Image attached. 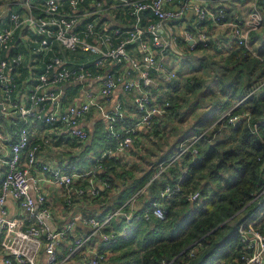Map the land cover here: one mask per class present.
I'll list each match as a JSON object with an SVG mask.
<instances>
[{
	"label": "built area",
	"instance_id": "obj_1",
	"mask_svg": "<svg viewBox=\"0 0 264 264\" xmlns=\"http://www.w3.org/2000/svg\"><path fill=\"white\" fill-rule=\"evenodd\" d=\"M29 1V0H28ZM253 0L249 13L240 18H232L227 9L221 5H209L202 1L191 0H41L42 13H33L28 3L24 13L10 11L9 24L0 26V51L5 56L0 59V86L4 99L2 109L8 111V106H14L21 113L22 120L18 125L17 138L9 142L11 155L6 160L7 169L0 176V244L4 254L0 259L4 264H104L106 256L103 250L90 246L91 237L97 234L102 245H112L121 238L127 237L128 231L118 232L108 230L117 211L105 215H87L86 223L92 227L90 233L79 235L71 239L64 254H58L57 246L62 237L68 233L74 225V217H69L62 227L54 222V212L47 205L46 195L41 182L47 181L55 186L64 185L69 190L67 204L72 203L73 195L70 187L77 181H84V185L76 187L77 194L86 190L98 196L101 193L97 181L103 184V188H110L108 177L101 178L104 169V159L111 158L114 150H124L132 144L137 125L128 127L119 126L125 120V108L118 101L114 108L106 110L99 97L91 90H87L80 104H72L66 111L60 113L44 112L40 105L53 97L54 92H43L46 85L59 84L67 80L84 81L93 76V68L105 65L109 60L117 65L127 64L136 70V76L124 79L117 70L108 72L102 77L99 95L108 99L114 88L123 83L126 90H134V103L138 111L142 113L139 124L152 129L154 118L167 113L170 102L163 101L160 104L153 103L152 90L158 87L153 73L165 76L170 81L176 76L173 70L164 67L159 56H163L165 50L171 47V43L163 40V30L168 28L171 39L175 40L176 34L172 32L174 26L183 20L189 8L195 14L194 29L187 26L182 28L183 38L188 50L193 51L198 47L216 46L225 49L234 46L243 47L249 51L248 41L252 31L261 27L264 21V13L259 3ZM67 4L65 8L63 6ZM120 3L128 14L131 25L114 26L111 29H97L93 15L103 12L109 5ZM152 17L149 22H144V15ZM208 23L219 27L224 38L212 43V35L205 28ZM34 35L37 45L35 51L51 49L55 42L60 43L69 51L83 50L93 55L89 60L78 62L69 67L67 60L60 55H53L45 63L44 70L39 74L37 81L29 89L30 105L25 106L12 100V89L15 85V73L24 59L21 52L12 53L13 38L16 30L21 26ZM141 52V57H135L129 50V46ZM155 48H159L158 51ZM240 102L237 103V105ZM97 107L107 121L106 130L108 138L116 140L115 149L109 147L101 152L95 161L86 169H79L77 164L68 160L63 163L52 164L41 162L42 176L30 173L38 159V152L51 143L50 136H44L41 140L31 142V130L37 121L49 126L64 123L68 127L71 137L80 141L89 139V132L80 125L82 117L91 109ZM236 107V105L234 106ZM234 107L224 112L214 123L200 133H194L186 138L172 160L182 157L186 153L196 155L198 141L206 139L210 131L221 126H236L245 121L252 132H256L259 122H253L250 111H234ZM7 108V109H6ZM214 136V133L212 137ZM26 150V167H22V152ZM173 185H167L161 192L162 198H169L175 193H184L181 186L182 176ZM12 195L21 207V214L15 217H7L6 197ZM190 201L200 198V191L195 190L186 194ZM132 201L129 199L127 202ZM124 203L120 208H124ZM167 208L160 201H153L138 211L124 213L126 222L135 217L150 218L151 215L165 219ZM242 246L239 255L234 259V264H263L264 262V232L254 226L241 224L239 226ZM197 248L191 247L188 251L190 257L194 256ZM46 254V261L40 260L41 253ZM163 264H167L163 262Z\"/></svg>",
	"mask_w": 264,
	"mask_h": 264
},
{
	"label": "crops",
	"instance_id": "obj_2",
	"mask_svg": "<svg viewBox=\"0 0 264 264\" xmlns=\"http://www.w3.org/2000/svg\"><path fill=\"white\" fill-rule=\"evenodd\" d=\"M178 1L179 0H173L174 3H177ZM192 1H202L203 3L209 5L221 4L227 9L232 18H240L243 15L249 13L251 10V3L253 2V0H191V2ZM28 3L31 5L33 13L36 15L42 13L41 0H0V26L9 24L10 21L8 13L10 11H19L24 13L27 10ZM259 3L261 4L264 13V0H260ZM63 6L66 8L67 4L63 3ZM93 18L97 29L99 30L111 29L112 27L119 25H131L132 22L128 14H126L124 7H122L120 3L109 5L108 8H106L103 12L93 15ZM194 19L195 14L193 9L189 8L185 18L176 23L174 26L172 25V32L176 34L175 40L171 39V35L167 30L168 28L163 30V40L171 43V47L164 51L163 56H159L166 69L173 70L176 73L174 69L179 66L180 63H183V61L191 57H193L191 59H199V53L202 51H208V53L210 52L220 55L226 54L224 56L227 58L232 50L238 48V46L233 45L229 48L220 49L216 45L206 48L198 47V49L193 51L188 50L183 38L184 36L182 33V28L187 26L190 30L195 31ZM150 20H152V17H149L147 14H145L144 22H149ZM263 25L264 21L259 30L264 27ZM205 28L207 29V32L212 35V43L216 44L217 40L224 38L222 31L215 24L208 23ZM254 31L251 32L249 37V51L253 56L263 59L264 57L259 55V51L264 44V30L263 32L261 31V33H257L256 30ZM33 36L34 35L26 28V26L23 25L19 27L15 32L13 46L11 49L12 53L21 52L24 55L23 62L15 73V85L12 89L11 101L14 100L25 106H29L31 104L28 96L30 87H32L37 81L39 74L45 68V63L48 59L52 58L53 55L63 56L67 60L69 67H73L78 62L86 61L93 57V55L88 51H69L58 42H55L51 49L47 48L43 49L42 52H37L34 49L37 43L35 42ZM251 40L255 43H250ZM158 49L159 48H155L157 51ZM129 50L135 57H141L140 50L138 51L134 45H130ZM4 56L5 53L0 51V59ZM93 70V76L87 78L84 81L67 80L59 84L46 85L43 87V92L53 91L54 95L52 98L43 102L40 105V108H42L43 111L47 113H60L66 111L70 105L80 104L84 99L86 91L91 90L99 97L100 102L103 103V106L106 110H111L114 108L118 101L122 102L126 113L125 120L121 121L119 126L128 127L131 125H137V130L132 144H130L124 150H116V140L108 138L107 134H105L107 133V121L103 117L101 111L94 106L91 107V109L82 117L80 122V125L89 132V139L87 141H80L71 137L68 133L67 125L60 122L56 125L49 126L46 123L37 121L36 125H33L30 128L32 143L41 140V138L44 136H50L51 138V143L48 144L43 150L38 152L37 162L30 170V173L38 176L43 175L40 169L41 162L59 164L67 162L72 158L79 169H86L93 163V161L101 154L103 150L109 147L115 149L113 156L105 160L106 167L104 168L106 171L108 169L109 173L107 177L111 182V187L103 188V184L98 180L97 184L101 189V193L98 196L92 195L88 189L82 194L75 193L74 190L76 187L84 185V181L80 180L71 185L70 192L72 193L74 199L72 203L67 204L66 200L69 190L66 186H55L51 183H48L47 181L41 182V186L46 195L47 205L54 212L55 224L59 227H62L69 217H74L73 227L62 237L61 242L57 246L58 254H64L66 252L67 246L72 238L79 235H86L91 232V225L84 221V218L87 215L101 216L102 214L104 215L106 213L117 211V214L114 216L107 229L118 232L128 231L129 225H127V222L125 221L124 213L130 211H139L154 200L160 201L164 204L165 200H158L161 197V192L163 189L162 186H160V182L169 179V181H167V184H169V182H172L171 180L175 177V175L181 172L180 169H183L181 168L183 161L182 157H179L170 163L167 162V157L169 155L173 157L180 144H176L175 147L171 148L163 146L154 149V155L151 157L149 167H147L145 164H142L141 159L140 162H138V156H140L142 153L141 144L146 138H151L152 135L155 134V128L157 127L158 123H160L159 120L163 119L168 114L169 110L164 115L156 116L154 118V125L152 129H149L145 125L138 123L141 119L142 113L138 111L135 106L134 90H126L123 83H119L114 88L108 99H104L101 95H99L102 77L108 72H114L118 70L123 75L124 79H130L136 76L137 71L132 69L127 64H122L119 66L112 60H109L103 66L93 68ZM152 75L158 82V87L152 90L153 103L160 104L165 100L169 101V97L171 95L163 96L162 91L167 90V93L170 92V89L172 88L171 81L175 79L177 75L172 77L170 81L167 80L165 76L157 75L155 73ZM0 100H5L2 94L1 86ZM1 111L3 114L0 115V176L7 169L6 160L11 155V147L9 146V142L17 138L18 125L22 120L21 113L17 111L12 105L8 106V111L3 109ZM217 112L218 111H215V113L211 115L213 119L215 117L218 118L223 111H219V113L216 115ZM168 118L169 115L166 117V119ZM208 119L209 117L207 120ZM102 129L103 133L106 135L107 141L102 142L104 140V138H102V141L98 142L100 147H96L97 143L92 144V140L96 135L102 137L100 132ZM227 132L228 128L222 130L219 136L221 137ZM21 154L23 158L22 167L25 168L27 151L24 150ZM174 161L177 163L175 164ZM134 162L141 166L142 171L135 174L131 171V167L133 166ZM170 164L173 165V167H170ZM111 167H114V169L111 170ZM101 172H103V170ZM143 180H145V182L142 183ZM131 194L133 196H131ZM174 197L179 199V195ZM131 198L132 201L127 204ZM124 203L127 205L124 208H120ZM5 205L8 211L7 217L12 218L21 214L19 202L12 195H8L6 197ZM262 215H264V211L258 214L257 220L261 218ZM263 223L264 217L261 224ZM262 231L264 232V225L262 227ZM1 238L2 233H0V240ZM89 244L92 247L110 253V255L118 252L115 251V249H111V247L116 243L112 245H102L97 234L91 237ZM113 250L114 253H112ZM3 254L4 250L0 244V256ZM40 260L42 263H45L46 261V254L44 251L41 253ZM218 261L222 262L223 259H219ZM0 264H4L1 259Z\"/></svg>",
	"mask_w": 264,
	"mask_h": 264
},
{
	"label": "trees",
	"instance_id": "obj_3",
	"mask_svg": "<svg viewBox=\"0 0 264 264\" xmlns=\"http://www.w3.org/2000/svg\"><path fill=\"white\" fill-rule=\"evenodd\" d=\"M259 52L264 57V44ZM227 58L233 63L234 74L239 71L246 77L245 80L238 78L246 86L247 74L251 77L256 73L253 65L263 69L258 74L262 80L260 91L251 92L253 87L248 86L239 98L234 91L237 84L222 79L223 93L217 100L222 111L232 106L234 100H241L234 111H250L252 121L259 122L257 131L252 132L248 124L241 121L236 126H229L225 135L213 141L210 138H213L215 129L206 139L198 141L195 144L198 153L183 155V169L169 182L175 184L186 169L181 179L184 193L158 199L165 200L164 204L161 203L168 210L166 218L140 216L127 222V237L121 238L116 254L104 252L105 264L110 261L112 264H234L242 246L239 226L252 223L262 230L264 215L258 220L257 217L264 211V58L253 56L243 47L232 50ZM248 65L252 66L250 72H247ZM188 85L194 90L199 88L196 78L188 79ZM172 101L173 97L169 100L168 110ZM105 134L102 137L96 135L92 144L102 138L107 141ZM106 159L103 162L105 167ZM70 161L74 162L72 158ZM108 173V169H103L100 175L107 177ZM167 181L169 179L160 182L163 189L169 185ZM195 190L200 191V198L190 201L186 194ZM177 195L179 199L174 197ZM141 212L142 209L138 211ZM193 246L197 250L190 257L188 251Z\"/></svg>",
	"mask_w": 264,
	"mask_h": 264
},
{
	"label": "rangeland",
	"instance_id": "obj_4",
	"mask_svg": "<svg viewBox=\"0 0 264 264\" xmlns=\"http://www.w3.org/2000/svg\"><path fill=\"white\" fill-rule=\"evenodd\" d=\"M258 30H256L257 33H261V31L263 32L264 27L259 31ZM250 43L254 44L255 42L251 40ZM199 54L201 59H191L193 58L191 57L183 61V63H180V65L174 69L177 76L171 81L172 88L170 89V92L167 93V90L162 91L163 96L171 95L169 99L173 97L171 104L172 107L169 109L168 114L163 119L159 120L160 123H158L155 128V134L152 135L151 138H146L141 144L142 153L138 156V162H140L141 159L142 164H145L147 167H149L151 157L154 155V149L163 146L171 148L175 147L176 144H181V141H184L186 138L190 137L206 125L208 126L214 123L224 112L228 111L235 105L237 106V103L241 100H234L233 105L224 110L218 118L215 117L213 119V117H211L215 111H218L216 115L219 111H222V109L220 110V106L217 102V100L222 96L221 93H223L221 92L224 88V85H222L221 82L222 79L228 82L232 81L233 84H237L234 87V91L239 98H242V95L248 86L253 87L251 92L256 89L257 91L262 89V84H260L262 80L258 74L259 71H262L263 69L259 68L257 64H254L253 67L251 65L247 66V72H250V68L252 67L256 70V73L251 77L247 74L246 86L238 81L240 80L238 78L243 79L244 75L239 71L234 74V70H232L233 63L228 62V58L224 56L226 54H213L210 52L208 53V51H202ZM190 78H196L199 84L198 89L194 90L188 85V79ZM168 115L169 118L166 119ZM208 117L209 119L207 120ZM227 128H229V126H221L219 128L216 127L214 136L213 138H210V140L212 139L213 141L218 138L221 131ZM100 132L102 135L103 129ZM102 142H104V140ZM96 147H100V145L97 143ZM176 152L173 157L176 155ZM173 157L169 155L167 157V162H172ZM176 163L177 162L175 161V164ZM131 171L135 174L142 171V168L134 162L131 167ZM133 195L131 194V196ZM121 243L122 239L112 246L111 249H116ZM117 250L118 249L115 251ZM109 263L112 264L111 261Z\"/></svg>",
	"mask_w": 264,
	"mask_h": 264
},
{
	"label": "water",
	"instance_id": "obj_5",
	"mask_svg": "<svg viewBox=\"0 0 264 264\" xmlns=\"http://www.w3.org/2000/svg\"><path fill=\"white\" fill-rule=\"evenodd\" d=\"M2 106H3V104L0 103V115L3 114V112L1 111L2 110Z\"/></svg>",
	"mask_w": 264,
	"mask_h": 264
}]
</instances>
